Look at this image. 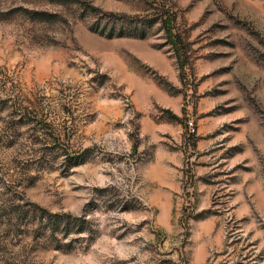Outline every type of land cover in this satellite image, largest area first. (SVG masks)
Returning a JSON list of instances; mask_svg holds the SVG:
<instances>
[{
    "label": "rangeland",
    "instance_id": "1",
    "mask_svg": "<svg viewBox=\"0 0 264 264\" xmlns=\"http://www.w3.org/2000/svg\"><path fill=\"white\" fill-rule=\"evenodd\" d=\"M160 1L0 0V264H264V0Z\"/></svg>",
    "mask_w": 264,
    "mask_h": 264
},
{
    "label": "trees",
    "instance_id": "2",
    "mask_svg": "<svg viewBox=\"0 0 264 264\" xmlns=\"http://www.w3.org/2000/svg\"><path fill=\"white\" fill-rule=\"evenodd\" d=\"M139 10L134 12H116V11H97L99 8L90 4V9L86 8L93 15L91 26L99 31L104 32L108 36L112 35H139L143 36L147 33L149 26L160 21L167 29L168 35H172L173 17L164 7V3L160 0H140ZM88 7V6H87ZM170 37V36H169ZM179 39L173 38V41ZM48 222V228L52 233L58 230L56 219L58 215H46L43 217ZM63 218V216H62Z\"/></svg>",
    "mask_w": 264,
    "mask_h": 264
}]
</instances>
